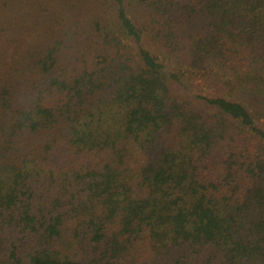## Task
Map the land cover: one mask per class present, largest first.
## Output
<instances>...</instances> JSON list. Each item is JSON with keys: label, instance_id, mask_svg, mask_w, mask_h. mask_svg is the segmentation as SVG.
Instances as JSON below:
<instances>
[{"label": "trees", "instance_id": "trees-1", "mask_svg": "<svg viewBox=\"0 0 264 264\" xmlns=\"http://www.w3.org/2000/svg\"><path fill=\"white\" fill-rule=\"evenodd\" d=\"M0 264H264V0H0Z\"/></svg>", "mask_w": 264, "mask_h": 264}, {"label": "rangeland", "instance_id": "rangeland-1", "mask_svg": "<svg viewBox=\"0 0 264 264\" xmlns=\"http://www.w3.org/2000/svg\"><path fill=\"white\" fill-rule=\"evenodd\" d=\"M216 75H218L217 72H216ZM193 81L194 82H193V85L191 87V90L196 95L204 96L205 94H207V95L213 94L214 89H210V88H213V86H216V83L211 82V81H206V82L202 81L201 82V81H199V77H194Z\"/></svg>", "mask_w": 264, "mask_h": 264}]
</instances>
